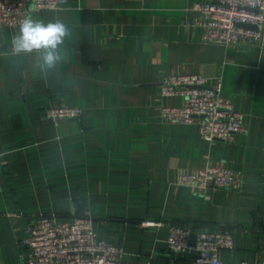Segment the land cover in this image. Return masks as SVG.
I'll list each match as a JSON object with an SVG mask.
<instances>
[{
  "label": "crops",
  "instance_id": "obj_1",
  "mask_svg": "<svg viewBox=\"0 0 264 264\" xmlns=\"http://www.w3.org/2000/svg\"><path fill=\"white\" fill-rule=\"evenodd\" d=\"M206 0H67L56 11L70 29L49 68L17 53L19 26L0 29V264H22L36 218L90 212L101 239L132 264H194L169 255V225L193 234L228 227L236 249L224 264L264 258V49L205 43L195 20ZM201 74L246 117L234 143L207 141L197 125L167 123L164 77ZM79 107L80 119L51 122L50 106ZM222 164L242 171V189L199 193L182 173ZM145 221L162 226L144 227Z\"/></svg>",
  "mask_w": 264,
  "mask_h": 264
},
{
  "label": "built area",
  "instance_id": "obj_2",
  "mask_svg": "<svg viewBox=\"0 0 264 264\" xmlns=\"http://www.w3.org/2000/svg\"><path fill=\"white\" fill-rule=\"evenodd\" d=\"M34 2L36 10L32 15L67 5V0H0V29L19 26ZM194 10L200 13L194 23L204 29L205 43L264 49V0H206L197 3ZM161 96L185 98L182 106L160 108L165 122L195 123L199 136L207 141L234 143L240 135L248 133L245 115L235 110L232 101L222 95L221 84L210 87L201 74L164 77ZM82 114L81 108L64 104L45 110L46 117L53 123L80 119ZM177 183L199 193L218 188L240 190L244 176L242 171L215 164L182 173ZM142 225L157 227L163 223L145 221ZM167 244L170 256L178 259L185 255L194 264H224L220 253L236 249L235 233L228 227L193 234L191 227L183 223L169 225ZM24 245L28 251L24 253L22 264H132L122 260L121 246L98 237L89 211L71 217L39 216ZM151 263L152 259L145 264ZM259 264H264V258Z\"/></svg>",
  "mask_w": 264,
  "mask_h": 264
},
{
  "label": "clouds",
  "instance_id": "obj_3",
  "mask_svg": "<svg viewBox=\"0 0 264 264\" xmlns=\"http://www.w3.org/2000/svg\"><path fill=\"white\" fill-rule=\"evenodd\" d=\"M35 10L34 2L29 14L20 22L18 33L12 37V45L17 53H37L42 65L51 68L60 59L58 50L70 35V29L59 19L44 22L33 18L31 13Z\"/></svg>",
  "mask_w": 264,
  "mask_h": 264
},
{
  "label": "rangeland",
  "instance_id": "obj_4",
  "mask_svg": "<svg viewBox=\"0 0 264 264\" xmlns=\"http://www.w3.org/2000/svg\"><path fill=\"white\" fill-rule=\"evenodd\" d=\"M234 231V230H233ZM234 233H235V231H234Z\"/></svg>",
  "mask_w": 264,
  "mask_h": 264
},
{
  "label": "trees",
  "instance_id": "obj_5",
  "mask_svg": "<svg viewBox=\"0 0 264 264\" xmlns=\"http://www.w3.org/2000/svg\"><path fill=\"white\" fill-rule=\"evenodd\" d=\"M44 114H45V111H44Z\"/></svg>",
  "mask_w": 264,
  "mask_h": 264
},
{
  "label": "water",
  "instance_id": "obj_6",
  "mask_svg": "<svg viewBox=\"0 0 264 264\" xmlns=\"http://www.w3.org/2000/svg\"><path fill=\"white\" fill-rule=\"evenodd\" d=\"M246 27H248V26H246Z\"/></svg>",
  "mask_w": 264,
  "mask_h": 264
}]
</instances>
